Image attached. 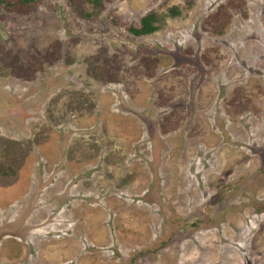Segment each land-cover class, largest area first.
Masks as SVG:
<instances>
[{"label": "rangeland", "instance_id": "rangeland-1", "mask_svg": "<svg viewBox=\"0 0 264 264\" xmlns=\"http://www.w3.org/2000/svg\"><path fill=\"white\" fill-rule=\"evenodd\" d=\"M3 2L0 264H264V0Z\"/></svg>", "mask_w": 264, "mask_h": 264}, {"label": "trees", "instance_id": "trees-1", "mask_svg": "<svg viewBox=\"0 0 264 264\" xmlns=\"http://www.w3.org/2000/svg\"><path fill=\"white\" fill-rule=\"evenodd\" d=\"M42 0H23L24 3L26 4H34L41 2ZM3 0H0V8L3 5ZM171 13L173 15H178L179 10L178 8H173L171 9ZM158 16L155 13L149 14L145 17L142 18L140 26L139 27H132L131 28V33L136 36V37H141V36H146V35H152L156 33L159 30V25H158Z\"/></svg>", "mask_w": 264, "mask_h": 264}]
</instances>
